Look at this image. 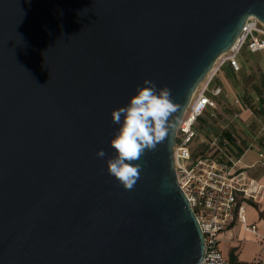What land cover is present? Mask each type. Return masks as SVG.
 I'll use <instances>...</instances> for the list:
<instances>
[{"label": "water", "instance_id": "obj_1", "mask_svg": "<svg viewBox=\"0 0 264 264\" xmlns=\"http://www.w3.org/2000/svg\"><path fill=\"white\" fill-rule=\"evenodd\" d=\"M250 16L264 0H0V264H198L176 130ZM145 79L180 110L128 190L106 166L111 112Z\"/></svg>", "mask_w": 264, "mask_h": 264}, {"label": "crops", "instance_id": "obj_2", "mask_svg": "<svg viewBox=\"0 0 264 264\" xmlns=\"http://www.w3.org/2000/svg\"><path fill=\"white\" fill-rule=\"evenodd\" d=\"M210 86L220 91L213 97L215 106L196 122L192 156L211 158L264 187V50L243 48L218 69ZM240 201L244 220L231 222L217 247L229 261L252 264L264 256V191L256 201Z\"/></svg>", "mask_w": 264, "mask_h": 264}, {"label": "built area", "instance_id": "obj_3", "mask_svg": "<svg viewBox=\"0 0 264 264\" xmlns=\"http://www.w3.org/2000/svg\"><path fill=\"white\" fill-rule=\"evenodd\" d=\"M243 48L251 52L264 50V24L253 16L245 20L231 47L217 57L199 83L176 130L173 165L177 183L189 201L204 239V255L198 264H231L217 247L220 233L235 219L244 220V203L240 198L256 201L264 191L255 181L229 173L211 158L192 156L196 122L206 108L215 106L213 97L220 91L210 86L212 79L218 69L232 62ZM252 264H264V256Z\"/></svg>", "mask_w": 264, "mask_h": 264}, {"label": "clouds", "instance_id": "obj_4", "mask_svg": "<svg viewBox=\"0 0 264 264\" xmlns=\"http://www.w3.org/2000/svg\"><path fill=\"white\" fill-rule=\"evenodd\" d=\"M179 110L180 105L172 99L169 88H157L153 81L145 79L125 106L111 112L118 128L110 139L115 155L106 159V166L125 189L134 188L142 171L141 164L136 162L146 150L153 151L166 141ZM96 156L105 158L106 153L97 149Z\"/></svg>", "mask_w": 264, "mask_h": 264}, {"label": "trees", "instance_id": "obj_5", "mask_svg": "<svg viewBox=\"0 0 264 264\" xmlns=\"http://www.w3.org/2000/svg\"><path fill=\"white\" fill-rule=\"evenodd\" d=\"M230 262L231 264H241V263L236 262V260L233 257L230 258Z\"/></svg>", "mask_w": 264, "mask_h": 264}]
</instances>
